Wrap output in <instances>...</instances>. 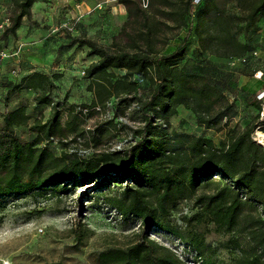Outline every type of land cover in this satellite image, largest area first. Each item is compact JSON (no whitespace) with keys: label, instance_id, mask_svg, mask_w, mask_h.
I'll return each mask as SVG.
<instances>
[{"label":"trees","instance_id":"1","mask_svg":"<svg viewBox=\"0 0 264 264\" xmlns=\"http://www.w3.org/2000/svg\"><path fill=\"white\" fill-rule=\"evenodd\" d=\"M9 1L13 15L10 26L3 32L16 35L23 19L31 15L32 6L46 0ZM162 1L167 6L173 4ZM225 1H236L247 10L244 19L247 27L264 17V0ZM119 2L126 7L128 17L139 18L144 14L139 0ZM177 2L173 5L178 11L156 13L169 16L185 27L179 45L166 55L159 56L153 48L150 39L156 29L146 22L145 31L140 33L146 48L137 52L109 51L80 36L71 40L77 47H86L88 56L97 57L84 70V77L90 80L88 90L94 93L89 105L54 101L50 96L54 75L50 77L39 71L17 82L4 83L5 109L0 114V200L29 193L43 195L48 190H62L70 183L94 182L99 174L109 179L120 178L130 183L107 197L106 202L121 215L139 219L147 230L169 231L201 256L205 246L203 231L195 228L184 231L162 221L176 209L178 202L193 200L198 208L197 222L203 227L211 223L224 233L247 230L260 254L254 257L242 254L237 264H264L260 261L264 256V220L242 212L244 203L264 209V147L251 137L255 129L264 132L261 101L253 103L258 112L252 121L219 144L202 135L167 129L169 118L177 113L178 106L189 109L197 124L206 129H217L224 119L236 115L224 94V84L206 74L207 65L196 72L173 61L178 48H184L193 36L198 39L200 52L207 51L218 58H244L251 48L236 39L231 17L217 0ZM115 69L124 70V74L116 75ZM135 75L144 76L151 89L144 98H139L143 125L134 130L138 138L133 144L91 157L67 149L57 155L46 146L53 138L63 142L71 134L81 136L79 120L83 110L105 106L112 96L135 90ZM21 91L36 92V103L51 108L44 122L35 120L29 126L31 117L24 105L7 108ZM24 126L35 132L32 140H21L16 135L15 128ZM213 175L219 179L214 180ZM97 260L101 264H186L169 248L146 235L125 248L112 247L100 252Z\"/></svg>","mask_w":264,"mask_h":264},{"label":"rangeland","instance_id":"2","mask_svg":"<svg viewBox=\"0 0 264 264\" xmlns=\"http://www.w3.org/2000/svg\"><path fill=\"white\" fill-rule=\"evenodd\" d=\"M119 1H38L32 6L31 15L23 19L16 35L0 33V47L11 54L0 59V114L5 109L4 83L17 82L31 68L50 77L54 75L50 92L54 101L73 105L91 103L94 93L88 90L90 80L84 77V70L97 57L88 56L86 47L72 44L73 38L91 39L109 51L137 52L146 48L144 37L140 35L145 31L143 23L146 22L156 29L150 40L159 56L175 50L185 35V27L169 16H157L156 13L178 11L173 5L178 0H167L173 3L169 6L162 0H151V5L139 18L135 15L128 17L126 7ZM217 3L231 17L233 30L237 31L236 39L248 43L249 53L239 59L218 58L207 51L200 52L198 39L193 36L184 48L177 49L178 56L173 61L196 72L207 65L206 74L213 80H220L233 98L247 94L248 85H254L252 97L260 101L257 94L264 90V17L247 27L244 20L246 9L236 1L217 0ZM12 15L11 2L0 0V17L11 18ZM42 42L49 57L41 61V55L37 53L32 61L28 59L32 54L26 53L38 51ZM259 72L260 78L256 76L257 73L260 75ZM115 73L122 75L124 70L115 69ZM133 80L136 89L132 92L112 96L105 106L99 105V110H83L82 120L79 118L81 136L71 134L63 142L53 138L46 146L57 155L67 149L91 157L133 144L138 138L134 130L143 125L138 110L139 98H144L151 89L144 76L135 75ZM36 95L34 91H21L7 108L22 104L31 117L29 126L35 120L44 122L51 108L38 105ZM123 99L125 101H121ZM227 99L231 104L234 102ZM234 117L224 119L217 129H206L197 124L196 116L189 109L178 106L177 113L169 118L167 129L202 135L219 144L242 131L241 126L245 124L246 127L253 119L239 122ZM64 121L65 116H62ZM257 132L263 135V143L256 139ZM15 133L21 140L35 137V132L28 126L16 127ZM251 137L264 147L262 130L255 129ZM212 177L219 179V176ZM126 183L130 182L104 178L99 174L94 182L70 183L62 190H48L43 195L29 193L0 200V264H101L97 260L100 252L112 247L125 248L142 235L169 248L186 264H237L242 254L250 257L260 254L247 230L224 233L211 223L208 227L199 224L198 208L193 200L178 202L176 209L162 221L184 231L194 228L203 231L205 246L201 256L169 231L143 228L139 219L121 215L106 202L107 197L117 194ZM242 209L244 214L264 220L262 207L254 209L244 203ZM260 261L264 263V256Z\"/></svg>","mask_w":264,"mask_h":264},{"label":"crops","instance_id":"3","mask_svg":"<svg viewBox=\"0 0 264 264\" xmlns=\"http://www.w3.org/2000/svg\"><path fill=\"white\" fill-rule=\"evenodd\" d=\"M21 27H22V25H21ZM44 42H42L40 45H39V47H38V51H36V52H27L26 54H32L28 59H30L31 61H32V59H33V57L38 53H40V55L41 56H39V58L41 59V61L42 60H45V59H47L48 57H49V52L48 51H46L45 49H44ZM23 52H25V51H23ZM43 55V56H42ZM45 58V59H44ZM97 60V59H96ZM96 60H94V61H96ZM34 61V60H33ZM40 61V60H39ZM94 61H92V62H94ZM43 63H44V61H43ZM32 64H34L33 62H32ZM34 71H38V69H33V68H31L30 70H26L22 75H21V77H23V76H25V75H27V74H30V73H32V72H34ZM39 72H41V71H39ZM42 73H44V72H42ZM46 74V73H45ZM20 77V78H21ZM19 78V79H20ZM252 87H254V85H248V88L246 89L247 90V94H245V95H239V96H237V95H235L234 96V98L231 96V94H230V92H228V91H224V93H225V95L228 97V98H230V99H233L234 100V102L232 103V108H233V110L236 112V115H235V120H238L239 122H241V121H243V119H246L247 120V122L248 121H250L256 114H257V112H258V110L254 107V105H253V103H256V102H258V101H256V99H255V97L253 96L252 97V95L254 94V91L251 89ZM241 88H244V85L241 87ZM256 94V93H255ZM245 125V124H244ZM244 125H242L241 126V129H243L244 128Z\"/></svg>","mask_w":264,"mask_h":264},{"label":"built area","instance_id":"4","mask_svg":"<svg viewBox=\"0 0 264 264\" xmlns=\"http://www.w3.org/2000/svg\"><path fill=\"white\" fill-rule=\"evenodd\" d=\"M140 1V5L142 6V8L146 9L148 7V0H139ZM199 0H194V2H198ZM11 24V18L8 16L5 17H0V33H2L7 27H9ZM13 54V53H12ZM11 54L5 49L0 47V59H5L7 57H9ZM258 74V73H257ZM256 76L258 78H260L261 76V72H259L260 75ZM257 99L261 101V105H262V111L260 112V116L263 117L264 116V90H262L261 92H259L257 94ZM97 110H99V108H96ZM86 110V109H84Z\"/></svg>","mask_w":264,"mask_h":264},{"label":"bare ground","instance_id":"5","mask_svg":"<svg viewBox=\"0 0 264 264\" xmlns=\"http://www.w3.org/2000/svg\"><path fill=\"white\" fill-rule=\"evenodd\" d=\"M262 136H263V135H262L260 132H257V134H256V139L259 141V143L262 142V139H261ZM262 143H263V142H262Z\"/></svg>","mask_w":264,"mask_h":264}]
</instances>
